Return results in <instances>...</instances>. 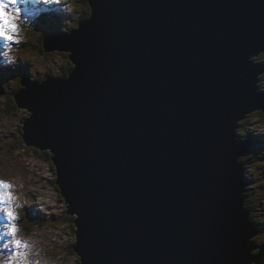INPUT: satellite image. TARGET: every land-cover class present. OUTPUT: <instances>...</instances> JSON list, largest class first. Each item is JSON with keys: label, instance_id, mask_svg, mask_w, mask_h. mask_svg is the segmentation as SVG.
I'll list each match as a JSON object with an SVG mask.
<instances>
[{"label": "water", "instance_id": "1", "mask_svg": "<svg viewBox=\"0 0 264 264\" xmlns=\"http://www.w3.org/2000/svg\"><path fill=\"white\" fill-rule=\"evenodd\" d=\"M88 3L43 41L69 52V77L12 93L32 112L24 143L51 151L82 264H252L237 130L264 111V0Z\"/></svg>", "mask_w": 264, "mask_h": 264}, {"label": "rangeland", "instance_id": "2", "mask_svg": "<svg viewBox=\"0 0 264 264\" xmlns=\"http://www.w3.org/2000/svg\"><path fill=\"white\" fill-rule=\"evenodd\" d=\"M43 6L41 4L35 8L32 4L30 7L26 5L23 8L26 30L22 28L20 32L22 39L19 44L12 43L16 56L11 63L4 56L9 43L0 39V80L6 89V92L1 90L3 92L0 93V179L13 185L12 191L17 198L16 203L20 205L16 208L19 217L17 221L18 238L30 245L26 250L29 253L27 260L32 264H37V262L38 264H82L80 256L73 249L76 234L71 226L72 221H69L68 227L66 224L61 225V230L51 227L62 222L61 215L67 211L66 202L57 184L51 182L57 179L51 158L50 160L42 158L35 152L38 148L34 145L27 146L24 143L22 128L32 112L27 108L19 107L12 93L20 90L23 75L32 79L44 80L49 75L61 77L73 67L69 52L57 49L45 52L43 39L47 35L58 32L57 27L63 31H69L78 26L83 15L88 13L89 6L88 0H61L59 4ZM52 10L57 13H53ZM36 12L39 14L34 15ZM45 12H52V14L49 16ZM55 19L59 22L57 23ZM251 58L256 62L264 60L263 55H252ZM259 77L258 86L264 90V73H260ZM237 133L243 134V138L238 135V140H245L253 135L259 140L260 148L255 151V154L260 152L262 154L258 156L251 154L255 148L252 149L249 156L255 160L246 163L245 180L247 179L248 184L244 192L246 201L243 206L251 209L250 214L260 216L259 220L263 229L258 231L255 238L258 237L263 241L264 111L262 109L253 110L239 126ZM28 208L32 211L27 210ZM35 218L37 220L48 219L49 222L45 224L46 222L42 220L43 226L38 227L34 224V221H37ZM5 219V214L0 212V237H3L0 239V261L7 260L11 249V245L9 248L3 247L12 239L7 235V227H3L9 223L4 224ZM24 221L25 224L30 222V230L25 229ZM250 241L253 245L252 240ZM257 249L259 248L251 250V254L255 255L254 252ZM261 257L260 259L263 258Z\"/></svg>", "mask_w": 264, "mask_h": 264}, {"label": "snow or ice", "instance_id": "3", "mask_svg": "<svg viewBox=\"0 0 264 264\" xmlns=\"http://www.w3.org/2000/svg\"><path fill=\"white\" fill-rule=\"evenodd\" d=\"M60 2L61 0H33V3H42L45 5L59 4ZM0 3H3L7 8L12 9L13 11H16L17 9L19 10L20 19L16 21V23L19 24L21 20L24 19L23 8L19 5H21V3L27 5L29 3V0H0ZM89 12H91V8H89ZM38 14V12L34 13V15ZM10 35L12 37H17L18 33L11 32ZM0 39L8 41V36L0 35ZM8 42H11L8 44V46L12 47V43L19 44L20 40ZM8 62L11 63L12 61L8 60ZM73 67H75V65H73ZM12 188L13 185L11 183L0 179V212H3L5 214V217L9 222L6 225L7 235L12 237V239L5 243L3 247L9 248V246L11 245V249L9 251V254L7 255L6 264H24V260H26L29 255H25L26 253H28L26 250L30 247V245L26 241L18 238L17 221L19 220V217L16 212V208L20 207V205L16 203L17 198L15 197ZM9 193L11 194V199H6L5 196ZM2 238L3 237H0V239ZM22 257L24 258V260L21 259Z\"/></svg>", "mask_w": 264, "mask_h": 264}, {"label": "trees", "instance_id": "4", "mask_svg": "<svg viewBox=\"0 0 264 264\" xmlns=\"http://www.w3.org/2000/svg\"><path fill=\"white\" fill-rule=\"evenodd\" d=\"M88 6H89V8H91L90 7V5H89V3H88ZM89 14H90V12H89V9H88V13H86L85 15H83V17L82 18H84V17H87V15L89 16ZM75 27H77V26H75ZM46 37V36H45ZM263 56H264V54H262ZM70 58V57H69ZM72 62V61H71ZM73 63V62H72ZM73 65H74V63H73ZM73 69V67H71L69 70H67V73L66 74H64V75H62L61 77H69V74H70V72H71V70ZM38 80H40V79H38ZM250 115V114H249ZM248 115V116H249ZM247 116V117H248ZM247 117L245 118V119H247ZM245 119H243L240 123L241 124H243V122H244V120ZM239 134V133H238ZM240 135V134H239ZM241 137H243V134L242 135H240ZM252 137V139H253V141H254V145L251 147V150L252 149H254L255 148V150L251 153V151H249L251 154H255V151L256 150H258L259 148H260V145H259V140H258V138L256 139V136H251ZM258 142V143H257ZM35 152L38 154V155H40V156H42V158H48L49 160H50V158H51V156H50V153H49V151H46V150H38V149H35ZM250 153H247L244 157H242L241 158V161H243V162H246L247 163V161L250 163V162H252V160H255V159H253V157H251V156H249V154ZM262 153L260 152V153H257V154H255L256 156H258V155H261ZM246 159H248V160H246ZM245 168H246V171H247V166H245ZM52 183H56V181H51ZM61 193V192H60ZM247 195H248V193H247ZM61 196H62V194H61ZM63 197V196H62ZM248 200V199H247ZM245 201L246 200H244V203H245ZM250 205V204H249ZM250 211H251V209H249ZM62 217H63V220L62 221H66L67 223H69V221H72V224H71V226H72V228L74 229V232H75V234H76V225H75V223H74V220H75V217L74 216H71V215H69V214H67V211L66 212H64V214L63 215H61ZM250 219H251V221H253V223L255 224V226L257 227V229L258 230H260V231H262V229H263V227H262V223H261V221L259 220L260 219V216L258 215V216H255V215H253V214H250ZM26 222L24 221V224H25ZM28 224V225H27ZM27 224H25V228L27 229V230H30V222L28 221V223ZM63 225V224H62ZM52 228H55V229H59V230H61V228H60V223H57V224H54V225H52L51 226ZM256 236V235H255ZM255 236L253 237V239H252V242H253V245L254 246H259V249H257V251H255L254 252V254L255 255H258V254H260V253H262V259H260V258H258V262L256 261V263H254V264H264V240L262 241V240H260L258 237H256L255 238ZM80 263V262H79Z\"/></svg>", "mask_w": 264, "mask_h": 264}, {"label": "clouds", "instance_id": "5", "mask_svg": "<svg viewBox=\"0 0 264 264\" xmlns=\"http://www.w3.org/2000/svg\"><path fill=\"white\" fill-rule=\"evenodd\" d=\"M85 18H87V17H85ZM18 19H20V12L18 9L16 11H13L12 9L7 8L6 5H4L3 3H0V35L8 36V41H15V40L22 39V36H20V32H21L22 28L24 30H26V26H25L24 20H21V22L19 24H17L16 21ZM11 32H17L18 33L17 37H12L10 35ZM262 54H264V52L261 53V55ZM4 56L7 60L14 61L15 56H16V50L14 48L8 46V47H6ZM260 62H264V60H261ZM51 161H52V159H51ZM54 169L56 170V168H54ZM5 198L11 199V194L10 193L7 194L5 196ZM13 202H15V201H13ZM28 254L29 253H26L25 255H28ZM21 259L24 260L23 257ZM0 264H6V261H0ZM24 264H32V262L28 261L26 259V260H24ZM37 264H38V262H37Z\"/></svg>", "mask_w": 264, "mask_h": 264}, {"label": "bare ground", "instance_id": "6", "mask_svg": "<svg viewBox=\"0 0 264 264\" xmlns=\"http://www.w3.org/2000/svg\"><path fill=\"white\" fill-rule=\"evenodd\" d=\"M42 6H43V4H42ZM43 7H46V6H43ZM53 10H54V9H53ZM53 10H52V11H53ZM56 12H57V11H56ZM59 12H60V11H59ZM58 15H59V14H58ZM260 90H263V89H260ZM2 92H3V91H0V93H2ZM248 115H249V114H247V116H248ZM249 121H250V119H249ZM251 121H252V120H251ZM28 146H29V145H28ZM50 155H51V154H50ZM246 160H248V159H246ZM252 161H253V160H252ZM242 162H243V161H242ZM245 166H246V162H245ZM246 180H247V179H246ZM7 223H8V221H7V219H5V220H4V224H7ZM4 224H3V225H4ZM3 227L6 228V226H3ZM3 236H4V235H3Z\"/></svg>", "mask_w": 264, "mask_h": 264}, {"label": "built area", "instance_id": "7", "mask_svg": "<svg viewBox=\"0 0 264 264\" xmlns=\"http://www.w3.org/2000/svg\"><path fill=\"white\" fill-rule=\"evenodd\" d=\"M67 226V225H66Z\"/></svg>", "mask_w": 264, "mask_h": 264}]
</instances>
